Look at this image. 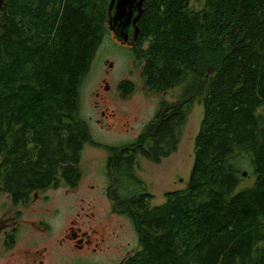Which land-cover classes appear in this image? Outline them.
Returning <instances> with one entry per match:
<instances>
[{
	"label": "trees",
	"instance_id": "16d2710c",
	"mask_svg": "<svg viewBox=\"0 0 264 264\" xmlns=\"http://www.w3.org/2000/svg\"><path fill=\"white\" fill-rule=\"evenodd\" d=\"M110 1L7 0L2 10L0 193L15 202L80 184L84 149L98 145L80 117L81 86L111 31ZM144 8L132 50L146 88L188 86L161 103L135 142L109 148L108 195L141 245L125 264H264V0ZM119 88L130 95L135 85ZM198 99L205 115L190 181L153 206L139 158L162 163L178 152ZM244 162L256 182L239 191Z\"/></svg>",
	"mask_w": 264,
	"mask_h": 264
},
{
	"label": "rangeland",
	"instance_id": "374dc122",
	"mask_svg": "<svg viewBox=\"0 0 264 264\" xmlns=\"http://www.w3.org/2000/svg\"><path fill=\"white\" fill-rule=\"evenodd\" d=\"M193 5L200 9L204 4L193 2ZM115 37L113 31L107 33L81 86L80 117L87 122L92 138L98 144L88 143L84 149L81 183L77 189L63 186L38 193L37 198L33 195L30 210L25 205H15L9 194H0V223H14L15 217L21 222L18 243L13 250L6 249L4 234H0V264H9L11 260L24 264L29 258L31 261L37 259L40 264H119L125 257L141 250L133 221L116 213L108 197L109 148L135 142L161 103L180 100L188 82L167 93L149 91L143 76L144 62L137 59L131 48L116 42ZM123 80L134 83L132 94L123 95L119 88ZM261 112L264 113V109ZM191 114L183 128L178 152L162 163L139 158L141 169L138 173L146 182L147 191L155 196L153 206L164 204L166 193L183 189L190 181L195 164L196 137L205 115L204 101L198 99ZM242 170L247 175L243 177L239 191L256 182L250 162H244ZM81 198L85 199L84 203ZM81 205L86 210L78 217ZM93 217L95 220L90 222ZM72 220H78L86 229L90 225L98 228V236L107 239L106 250L93 252L88 247L83 251L75 250L71 242L64 239Z\"/></svg>",
	"mask_w": 264,
	"mask_h": 264
},
{
	"label": "flooded vegetation",
	"instance_id": "af4514ba",
	"mask_svg": "<svg viewBox=\"0 0 264 264\" xmlns=\"http://www.w3.org/2000/svg\"><path fill=\"white\" fill-rule=\"evenodd\" d=\"M114 35L116 36L115 33H114ZM134 40H135L134 38H131L130 42H133ZM116 42H118L119 44H121L123 46L129 47L131 49L134 48V45H135V44L132 45L130 43H124L121 40H119L118 37L116 38ZM107 88H109V87H107ZM82 179H83V176H82ZM82 179H81V181H82ZM81 181H80V183H81ZM70 189H77V187L76 188H70ZM107 192H108V190H107ZM38 193H43V192L34 193L33 195L35 196V198L38 197V195H39ZM0 194H2V193H0ZM9 197H11V199L13 200L15 205H25L30 210V200H31L30 197L26 201H20V202H15V200L11 194H9ZM108 197H109V195H108ZM81 202L84 203L85 199L81 198ZM89 207H92L91 204L89 205ZM85 210H86V207L84 205H81L80 209L77 211L78 217H82L83 211H85ZM86 215H88V214L86 213ZM12 220L13 219H11L10 221H12ZM94 220H95V217L90 219V222H93ZM84 221L85 220H83V222ZM20 226H21V222L19 223L18 217H15L14 223L6 224V225H2V223H0V234L1 235L4 234V246L6 247V249H12L13 250L15 248V246L17 245ZM105 230L107 231L108 229L106 228ZM99 234H100V231L98 228L90 225L89 229H86L84 226H81L78 223V220H72L71 226L69 227L68 234L65 236L64 239L69 240L75 250H80V251L82 250L83 251V250H86V248L88 247L93 252H96L99 249H101L103 251V250H106V248H104L105 247L104 244L107 241V239H106V237H99L98 236ZM93 237H94V239H93ZM0 255H1V249H0ZM128 258H129V256L125 257L119 264H125L126 260ZM11 261L12 262L9 264H12V263L13 264H19V263H14L13 260H11ZM24 264H40V263L38 262L37 259H34L33 261H31L29 258Z\"/></svg>",
	"mask_w": 264,
	"mask_h": 264
},
{
	"label": "water",
	"instance_id": "95a60500",
	"mask_svg": "<svg viewBox=\"0 0 264 264\" xmlns=\"http://www.w3.org/2000/svg\"><path fill=\"white\" fill-rule=\"evenodd\" d=\"M147 0H111L110 1V28L119 40L124 43L134 45V41L140 33L138 26L145 13V3ZM7 0H0V36L3 29L2 10ZM112 66V64H111ZM247 173H245V176Z\"/></svg>",
	"mask_w": 264,
	"mask_h": 264
},
{
	"label": "bare ground",
	"instance_id": "6f19581e",
	"mask_svg": "<svg viewBox=\"0 0 264 264\" xmlns=\"http://www.w3.org/2000/svg\"><path fill=\"white\" fill-rule=\"evenodd\" d=\"M147 7V6H146ZM150 41V40H149ZM103 44V43H102ZM133 47V46H132ZM207 47V46H206ZM202 49V48H200ZM213 49V48H212ZM218 49V48H217ZM219 50V49H218ZM96 55V54H95ZM95 57V56H94ZM217 57V56H216ZM196 60V59H195ZM214 61V60H213ZM92 62V61H91ZM215 66V65H214ZM137 68V67H136ZM145 76V75H144ZM153 83V82H152ZM158 88V87H157ZM155 89V88H154ZM192 107V106H191ZM192 115V114H191ZM254 176V175H253Z\"/></svg>",
	"mask_w": 264,
	"mask_h": 264
}]
</instances>
